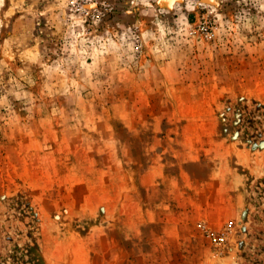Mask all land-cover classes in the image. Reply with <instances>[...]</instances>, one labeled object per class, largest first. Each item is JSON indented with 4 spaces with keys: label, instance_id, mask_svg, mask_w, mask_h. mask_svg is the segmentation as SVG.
Instances as JSON below:
<instances>
[{
    "label": "rangeland",
    "instance_id": "374dc122",
    "mask_svg": "<svg viewBox=\"0 0 264 264\" xmlns=\"http://www.w3.org/2000/svg\"><path fill=\"white\" fill-rule=\"evenodd\" d=\"M135 263L264 264V0H0V264Z\"/></svg>",
    "mask_w": 264,
    "mask_h": 264
},
{
    "label": "crops",
    "instance_id": "0c3cea01",
    "mask_svg": "<svg viewBox=\"0 0 264 264\" xmlns=\"http://www.w3.org/2000/svg\"><path fill=\"white\" fill-rule=\"evenodd\" d=\"M191 177H192V175H191ZM159 203L161 204V206L163 208L172 207L174 209H177L178 207H180L179 203L174 202V201L170 202L168 204H165L162 202H156V205L159 206ZM154 205H155V202H154ZM156 205L154 207H157ZM141 222H144L145 224L148 223V226L153 227L152 230L154 232H152L151 234H143V235L140 234V232L138 233L137 230H136V232H133V234H132L133 236L130 235V237H128L129 240L123 244L122 248H123V250H125L124 256H131L133 254V255H140L142 257H145L146 255L152 254L153 252L155 253V252H159L160 250H164L165 249L164 243H168L171 240L173 241V243H177V244H180V243H178V241L185 240L184 239V237H186L185 234L184 235L182 234L180 236L178 234V236L176 235L177 237L174 238L170 234L164 233L161 228L158 229L159 226L161 227L163 224L171 222V224H173V226L176 225V227H177L175 232L182 231L181 225L185 224V222L182 221V219L181 220H179V219L178 220L177 219L163 220V219H157V218L156 219L148 218V219H142ZM175 222H178V223L175 224ZM139 224H141V223H139ZM136 226H140V225H136ZM116 243H117V245H116ZM113 245L118 246L119 243L117 241H115V243ZM148 252H152V253H148ZM134 257H136V256H134Z\"/></svg>",
    "mask_w": 264,
    "mask_h": 264
}]
</instances>
